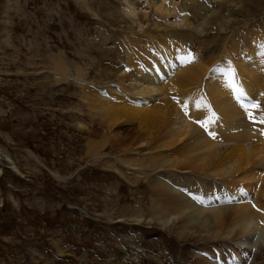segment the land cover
I'll list each match as a JSON object with an SVG mask.
<instances>
[{
    "label": "rangeland",
    "instance_id": "rangeland-1",
    "mask_svg": "<svg viewBox=\"0 0 264 264\" xmlns=\"http://www.w3.org/2000/svg\"><path fill=\"white\" fill-rule=\"evenodd\" d=\"M150 1L0 0V264H204L198 257L212 264H236L233 248L238 246L247 247L239 256L243 264H264L257 250L264 243L262 230L230 242L231 247L220 239L204 241V226L193 224L195 217L188 218L191 224L184 229L178 226L182 219L156 208L166 198L154 195L150 180L173 185L202 208L238 204L257 192L236 194L217 178L234 201H225L224 194L199 196V185L206 180L201 174L140 164L150 154L172 155L171 148H159L164 132L148 148L143 143V148L127 146L135 122L117 121L114 135L99 124L84 99L89 90L108 95L118 81L113 72L133 70L123 46L125 37L141 33L137 22L129 27L132 19L124 12L131 5L140 3V14H146L142 24L148 28L160 18L166 32L157 33L158 38L176 36L190 53L212 56L221 50L211 40L225 32L217 25L223 11L235 20L226 29L232 31L246 26V14L250 22L262 24L264 8L255 9V0H194L186 5L184 0L165 22ZM242 4L251 12L240 13ZM200 5L214 9L216 20L208 18L188 38L183 35L186 24L198 27L202 22L195 8ZM257 32L264 34L259 28ZM170 93L166 97L173 103L177 93Z\"/></svg>",
    "mask_w": 264,
    "mask_h": 264
},
{
    "label": "bare ground",
    "instance_id": "bare-ground-1",
    "mask_svg": "<svg viewBox=\"0 0 264 264\" xmlns=\"http://www.w3.org/2000/svg\"><path fill=\"white\" fill-rule=\"evenodd\" d=\"M182 1L184 0L180 2L151 0L149 4L153 5L156 14L167 22L174 15L175 7ZM191 1L194 0L183 3L186 5ZM243 1L248 3L247 0ZM255 2H257L255 9L264 8V0ZM246 4L237 5L240 13L246 14L249 11ZM195 8L201 15L202 22L198 27L186 24L183 35L188 38H193L192 32L202 29L204 21L208 18L211 17L214 22L216 20L214 9L205 5ZM127 12V16L132 19L129 20V27H133L135 21L141 30V33L135 35L132 33L130 37H125L124 43L122 42L133 70L128 73L113 72L118 81L115 87L110 85L108 95L97 90L87 91L84 98L87 107L93 111L99 124L110 133L113 132L112 127L117 121L123 120L130 124L135 122V135L129 140L125 138L128 140L127 146L143 143L148 148L149 142L164 132L162 135L166 140H162L159 148H169L168 151L171 148L172 155L165 156V153H160L159 155L164 156L155 157L156 153L150 154L140 164L151 170H161L163 167L174 170L186 168L193 173L201 174L206 180L199 185L202 187L199 189L201 190L199 196L211 193L224 194L221 183L218 185L215 182L220 179L236 194L243 190L257 192L253 198L246 196L238 204L228 203L224 206L202 208L199 202L201 206L199 208L193 206L182 191L174 190L173 185L169 186V183L152 178L150 181L154 186V195L160 199L166 198V202L157 203L156 208L160 211L167 210L164 214L173 213L172 219H182V223L178 225L180 228L185 229L191 224L188 218L195 217L193 224L204 226L201 233L204 241L220 239L228 242L230 247L234 244L230 245V242L251 236L250 233L253 234L257 229L262 230L264 235L262 223L264 220L260 221L264 219V123L259 122L260 117L264 116V34L260 35L257 32L258 28L264 32V21L262 24L257 20L255 22L254 19V23L250 22L252 19L246 14L244 16L249 21L245 23L246 26L228 30L230 31L228 33L226 29L235 20L231 19L232 16L229 14H223V11L218 16L217 25L221 29L224 28L225 32H221L217 39L211 40L221 50L212 56L196 52L191 54L188 45L183 44L176 36L172 40L164 36L158 38L157 33L166 30L164 24L159 18L154 21L153 28L143 25L141 16L144 17L146 14H140V3L131 5L130 11L127 8L124 13ZM182 15L184 21L186 14ZM234 36L237 39L233 40ZM60 65L62 64H56L57 67ZM59 70H63V67L61 66ZM232 70L235 71V82L242 89L243 95L229 87V73ZM167 76L170 78L163 80ZM170 89L177 93L173 103L166 97L170 96ZM193 96L196 98L193 99ZM148 103L152 105L139 108ZM253 103H258L260 107L250 108ZM249 111L255 122L249 118ZM201 123L206 125V128L202 127ZM135 160L132 159L130 164L132 165ZM7 161L13 172L20 175L18 167L12 161ZM181 180L182 182L180 180L178 182L187 183L186 179ZM195 200L196 203L197 198ZM237 248H233L238 257L236 264H243L245 260L241 262L242 257L239 256L241 253L245 255L247 247H240V250H245L244 252ZM257 250L259 254L264 255V243ZM202 253L209 258L208 251L204 250ZM198 258L204 264H212L204 258Z\"/></svg>",
    "mask_w": 264,
    "mask_h": 264
},
{
    "label": "snow or ice",
    "instance_id": "snow-or-ice-1",
    "mask_svg": "<svg viewBox=\"0 0 264 264\" xmlns=\"http://www.w3.org/2000/svg\"><path fill=\"white\" fill-rule=\"evenodd\" d=\"M229 77H230V79H229V87H230L233 91H235V92H239L241 95H243V91H242V89H241V88L236 84V82H235V71H234V70H232V71L229 73ZM249 107H250V108H259L260 106H259L258 103H253V104H251ZM248 115H249V118L252 119V120H254V122H255V118L253 117L251 111H249ZM259 122H260V123H264V116H261V117H260ZM201 126L206 128V125H204L203 123H201ZM213 135H214V134H213Z\"/></svg>",
    "mask_w": 264,
    "mask_h": 264
}]
</instances>
